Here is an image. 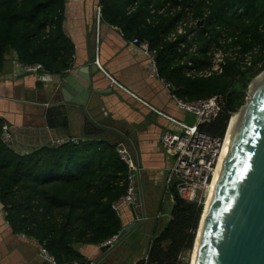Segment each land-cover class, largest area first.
Segmentation results:
<instances>
[{
  "label": "trees",
  "instance_id": "1",
  "mask_svg": "<svg viewBox=\"0 0 264 264\" xmlns=\"http://www.w3.org/2000/svg\"><path fill=\"white\" fill-rule=\"evenodd\" d=\"M66 4L67 0H0V76L10 56L21 65L40 64L51 74L72 68L74 45L64 31ZM99 6L101 19L126 41L147 43L155 52L158 76L172 84L173 95L188 102L226 95V107L217 119L200 126L201 132L223 137L231 114L246 103L250 82L264 71V0H100ZM178 7L175 13L169 11ZM186 8L193 20L204 23L170 40L187 18ZM193 31L195 37L187 41ZM223 34L242 52L259 49L252 67L243 71L228 61L222 75L186 77L182 58L188 48L196 47L187 57L194 67H208V53ZM181 43L187 49L179 52ZM5 123L0 118V206L13 233L36 240L57 264H90L77 247H102L123 230L112 207L128 187L119 143L94 138L21 155L3 143ZM170 197L169 220L155 229L147 262L136 264H189L185 255H192L203 209L180 199L175 187Z\"/></svg>",
  "mask_w": 264,
  "mask_h": 264
},
{
  "label": "crops",
  "instance_id": "2",
  "mask_svg": "<svg viewBox=\"0 0 264 264\" xmlns=\"http://www.w3.org/2000/svg\"><path fill=\"white\" fill-rule=\"evenodd\" d=\"M99 4L100 0H67L64 31L74 45L73 67L83 69L92 62L94 79L101 88L111 90V94L104 99L110 125L129 130L141 157L140 174L143 189L149 198L147 212L152 218L148 221L146 234L141 226L122 246L118 263L113 262L120 264L140 242L142 245L146 238L154 236L160 221L166 223L170 218L173 207L167 216L162 190L171 159L160 145V136L168 127L173 128V125L159 114L182 122H185L188 114L178 110L172 98L173 93L166 88L164 80L149 73V59L139 46L126 41L119 30L99 17ZM17 63L15 56L8 57L0 76V118L5 120V124L14 133L19 143L16 145L18 154H29L41 147L50 146L56 139L66 137L79 140L107 138L124 146L120 139L109 134L97 136L87 131L85 135L82 121H76L73 117L50 131L25 128L22 112L24 102L36 91L53 87L56 77L44 69L34 73L18 72L14 76ZM110 77L120 86L112 84ZM170 202L173 204L172 197ZM160 213L165 217L157 224V215ZM119 215L123 228L134 220L128 207H123ZM40 248L36 240L13 233L6 220V213L0 207V264H51L41 256ZM77 250L90 263L102 255L101 246L81 245ZM140 259L137 257L133 264ZM101 264L111 263L105 261Z\"/></svg>",
  "mask_w": 264,
  "mask_h": 264
},
{
  "label": "water",
  "instance_id": "3",
  "mask_svg": "<svg viewBox=\"0 0 264 264\" xmlns=\"http://www.w3.org/2000/svg\"><path fill=\"white\" fill-rule=\"evenodd\" d=\"M91 64L83 69L72 66L57 73L53 87L31 94L23 104V125L50 131L73 117L82 121L85 135L87 131L97 136L109 134L124 144L137 167L139 209L132 211L134 220L123 228L114 244L102 246V255L90 263L109 261L113 264L118 263L122 246L138 228L142 226L146 234L152 216L147 212L149 198L142 185L137 145L129 130L110 125L104 99L111 90L99 86ZM239 113L240 125L225 157L199 234L203 210L192 251L194 253L197 246L196 257L194 260L191 257L190 264H264V83L254 92L250 91ZM140 243L120 264H126L132 258Z\"/></svg>",
  "mask_w": 264,
  "mask_h": 264
},
{
  "label": "built area",
  "instance_id": "4",
  "mask_svg": "<svg viewBox=\"0 0 264 264\" xmlns=\"http://www.w3.org/2000/svg\"><path fill=\"white\" fill-rule=\"evenodd\" d=\"M167 8L162 9L159 13L164 14ZM181 10L178 8L169 9L170 12ZM99 17H101V8H98ZM187 18L181 21L176 31L170 36V40H176L177 36L186 33V30L192 27L201 26L202 21L193 20L192 13L189 8L185 9ZM206 12L205 15H207ZM204 22V21H203ZM195 37V31L188 33L187 41H191ZM130 43L138 45L140 50L147 55L149 59L148 71L152 76H158V69L156 65V54L152 52L147 43H140L138 40H133ZM232 38H226L223 34L219 40L218 45H213L208 53L210 65L205 68H196L192 61L187 57L195 54L196 47L193 44L188 48L186 54L182 58V64L185 65V75L188 78H210L213 76L222 75L224 68L228 61L235 62L239 65L241 70H247L252 67L255 56L259 54V49L254 48L251 51L242 52L240 46L232 47ZM187 49L186 43H181L179 52ZM98 64V62H96ZM43 70L40 64L36 65H21L17 63L14 68L15 74L18 72L34 73ZM112 84L120 86L113 78ZM167 89L171 90L172 84L164 81ZM251 84L248 86V94L251 91ZM136 97V96H134ZM178 110L193 114L196 117L195 123L190 125L186 122L178 121L172 117L164 114H159L166 118L173 128L168 127L160 136V145L166 155L171 159V166L169 168L168 177L166 180L167 189L173 185L180 197L185 202L197 204L204 210V205L209 197L211 187L217 175L218 168L221 164L223 155L225 153V143L227 137V130L223 137H215L200 131V126L211 124L214 122L221 111L226 107L227 97L224 94L212 96L206 100L188 102L182 100L177 96H172ZM156 112V111H155ZM157 113V112H156ZM238 113H232L230 120ZM229 120V122H230ZM229 124V123H228ZM228 129V127H227ZM1 139L5 145L12 149V136L10 127L4 124L2 127ZM80 140L77 138H62L56 139L51 145L55 147L62 146L67 143L79 144ZM117 153L120 155L122 161L128 167L127 176V191L126 194L113 204V210L119 214L123 207H128L131 211L136 212L139 209V193L137 185V167L130 159L126 148L120 145L117 148ZM165 217L162 213L157 215L158 222ZM158 226V225H157ZM117 237L105 242L102 246H112ZM151 245V244H150ZM150 245L146 251L144 262H147ZM40 254L51 264H57L55 258L49 252L41 247ZM77 264V263H75Z\"/></svg>",
  "mask_w": 264,
  "mask_h": 264
},
{
  "label": "bare ground",
  "instance_id": "5",
  "mask_svg": "<svg viewBox=\"0 0 264 264\" xmlns=\"http://www.w3.org/2000/svg\"><path fill=\"white\" fill-rule=\"evenodd\" d=\"M264 83V73L261 74L259 77H257L255 79V81L253 82V84L251 85V93L254 92V90L261 84ZM240 121H241V114H236L229 122L228 124V129H227V137H226V143H225V153L223 155V158H222V161H221V164L218 168V172H217V175L214 179V182H213V185L211 187V190H210V194H209V197L207 198L206 202H205V205H204V215H203V219L201 221V226H200V229H199V234L201 233V229H202V226L206 220V217H207V212L210 208V205H211V201H212V197H213V194H214V190H215V186L218 182V179H219V176L223 170V166H224V161H225V157L227 155V152L233 142V139L235 138V135H236V132L239 128V125H240ZM196 248L197 246L195 247V250H194V253L192 252L193 256L191 255V257L193 258L194 260V257H196ZM193 264V262H192Z\"/></svg>",
  "mask_w": 264,
  "mask_h": 264
},
{
  "label": "rangeland",
  "instance_id": "6",
  "mask_svg": "<svg viewBox=\"0 0 264 264\" xmlns=\"http://www.w3.org/2000/svg\"><path fill=\"white\" fill-rule=\"evenodd\" d=\"M250 84L252 85L253 84V82L251 81L250 82ZM250 94V93H249ZM249 94H248V97H249ZM195 120H196V117L193 115V114H188V116L186 117V119H185V122L187 123V124H190V125H192V124H194L195 123ZM10 133H11V136H12V149L16 152V145H19V143H18V141L15 139V137H14V133L12 132V131H10ZM173 188H174V186L172 185L170 188H169V190L167 189V185L165 184V186L163 187V190H162V195L163 194H165V199H164V211H166L167 213V216L169 215V210H170V208H172L173 207V204H172V202H170V196L172 195V190H173ZM169 212V213H168ZM165 222V221H164ZM165 224V223H164ZM164 224L162 225V223H161V221H160V223H159V225L157 226V229L159 230L160 229V227H163L164 226ZM151 239H152V237L150 238V237H148V238H146L145 240H144V242H143V244L142 245H140L138 248L139 249H137V251L135 252V254L132 256V258L131 259H133L132 261H130L128 264H133V262L135 261V259L137 258V257H140L141 259L140 260H142V258H144V256L146 255V251L148 250V248H149V245H150V242H151ZM130 259V260H131ZM185 260L187 261L188 260V263L190 264V261H191V253H190V255L188 256V255H185ZM139 261V260H138ZM137 261V262H138ZM136 262V263H137Z\"/></svg>",
  "mask_w": 264,
  "mask_h": 264
},
{
  "label": "clouds",
  "instance_id": "7",
  "mask_svg": "<svg viewBox=\"0 0 264 264\" xmlns=\"http://www.w3.org/2000/svg\"><path fill=\"white\" fill-rule=\"evenodd\" d=\"M100 7V6H99Z\"/></svg>",
  "mask_w": 264,
  "mask_h": 264
}]
</instances>
